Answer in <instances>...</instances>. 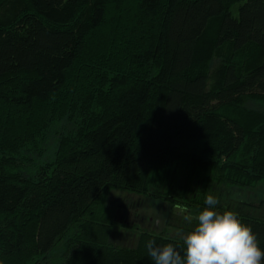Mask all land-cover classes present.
<instances>
[{
	"label": "trees",
	"instance_id": "16d2710c",
	"mask_svg": "<svg viewBox=\"0 0 264 264\" xmlns=\"http://www.w3.org/2000/svg\"><path fill=\"white\" fill-rule=\"evenodd\" d=\"M246 98L264 105V0H0V264H154L149 240L183 255L148 231L115 244L109 195L195 216L209 187L264 184V110ZM215 210L264 250V200Z\"/></svg>",
	"mask_w": 264,
	"mask_h": 264
},
{
	"label": "clouds",
	"instance_id": "9594fccd",
	"mask_svg": "<svg viewBox=\"0 0 264 264\" xmlns=\"http://www.w3.org/2000/svg\"><path fill=\"white\" fill-rule=\"evenodd\" d=\"M218 203L207 194L203 210L195 217L184 215L185 221L195 219L196 224L186 234L180 233L183 255L171 243L157 247L155 240H149L145 246L154 264H264V250L251 227L234 211H216ZM154 223L159 226L162 220L157 217Z\"/></svg>",
	"mask_w": 264,
	"mask_h": 264
},
{
	"label": "rangeland",
	"instance_id": "374dc122",
	"mask_svg": "<svg viewBox=\"0 0 264 264\" xmlns=\"http://www.w3.org/2000/svg\"><path fill=\"white\" fill-rule=\"evenodd\" d=\"M215 61L217 65L219 61ZM216 65H211L210 68L212 69ZM244 106L248 110H264V105L262 106L256 99L252 98H246L244 100ZM58 140L59 137L57 135L51 134L49 136L44 155L42 156L43 159L52 156L57 147ZM175 145L179 148L186 149L194 147L193 144L186 142L176 143ZM195 184L197 185L199 182L192 183L191 188L200 190V185L196 186ZM228 189L224 187L216 189L209 187L208 194H212L218 198V204H222V200L227 201L228 199L250 202L264 200V184L257 185L254 188L237 189L235 187H229ZM108 206L113 210L114 215L112 241L117 245L124 246H134L137 242L138 235L143 231L181 239L180 233L186 234V232L166 227L167 216L172 212L182 217L187 214H192L195 217L194 210L184 213V210L179 205L172 207L169 201L160 198L152 199L144 196H134L123 191H112L108 198ZM157 217L162 220L159 226L154 223Z\"/></svg>",
	"mask_w": 264,
	"mask_h": 264
}]
</instances>
